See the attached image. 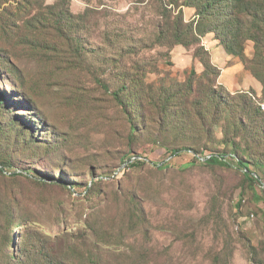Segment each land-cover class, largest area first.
Instances as JSON below:
<instances>
[{
  "label": "rangeland",
  "instance_id": "374dc122",
  "mask_svg": "<svg viewBox=\"0 0 264 264\" xmlns=\"http://www.w3.org/2000/svg\"><path fill=\"white\" fill-rule=\"evenodd\" d=\"M36 1L47 18L61 6ZM17 7L0 0L25 78L0 69V264H49L74 241L100 264H264V24L258 51L239 12L218 31L186 0H69L61 30L26 43Z\"/></svg>",
  "mask_w": 264,
  "mask_h": 264
},
{
  "label": "trees",
  "instance_id": "16d2710c",
  "mask_svg": "<svg viewBox=\"0 0 264 264\" xmlns=\"http://www.w3.org/2000/svg\"><path fill=\"white\" fill-rule=\"evenodd\" d=\"M16 3L18 4V7L16 8V13L15 16L18 15V13L21 11L22 8L26 9L29 14L25 16L26 19H23V26L25 27L23 34L20 36L22 39L26 40V43H30L32 41H35L33 39L34 36L33 32L41 31L42 29L46 28H51L55 29L57 28L59 31L61 30V25L62 22L66 19V11L68 7L69 0H60L59 4L61 6L59 7V10H54L56 6H47L45 9L48 10L47 13L49 15V18L45 17V13H41L39 11H36L35 13H32L34 10V5H39V8H42V4H39L38 1H31V0H15ZM187 5L190 7H193L197 10V14L200 17V21L205 22L206 20H211L212 16H215L220 23H218V27L216 30L219 31L221 28L222 24L225 28H228L225 21H223L226 18H232L234 21H240L239 17L236 16V12H239L240 14H244V17L250 20V30L248 32V39H252L256 42V49L260 51L259 47V42L260 39L258 37H254V34H251L252 32V27L258 28L257 30H261V25L264 24V0H186ZM33 8V9H32ZM58 9V8H57ZM31 14V16H30ZM13 16V14L11 13ZM30 16V17H29ZM224 16V17H223ZM19 16L15 18H10L7 20L12 19L14 24L16 22V19H18ZM28 17V18H27ZM11 24V23H10ZM3 24V22L0 20V29L2 30H7L10 25ZM227 31V29H226ZM5 34H9L8 32H5ZM161 35L158 37V40L161 42ZM45 44L48 45H55V43H51L50 41L45 42ZM5 51L4 49L0 46V69L1 68H8V71L12 72L15 74L16 79L20 82V85L23 86L25 84V78L24 74L22 71H19L15 67V63L12 62V59L8 58L5 56ZM94 80L102 86L104 89H107L108 86L106 82L102 79H100L99 76L94 77ZM19 82L15 84L14 87H17ZM125 87L120 88L119 90L115 91L114 93V98L116 101L124 108V110L128 113L127 109V104L125 101H123L121 94L125 90ZM260 112L264 114V111L261 110L260 106L258 107ZM131 127L133 130H135L136 124L133 121V115L128 113ZM179 152V150H174L173 154ZM205 160H207L208 163L212 164H222V165H227L229 164L228 161H224L221 159V157L216 156V155H211V157H207ZM239 162H242L241 160ZM134 163L141 164L142 162L140 161H135ZM144 164V162L142 163ZM245 169H246V178L252 182L256 183L259 181L258 177H255V175L250 171L249 167L247 164H244ZM3 171L2 168H0V172ZM7 227L6 229V243L7 245H11V233H13V229L16 228V225L14 223H8L5 225ZM50 237H47V239ZM55 241V239H53ZM67 249L66 253L58 254L56 257L53 258V260L49 264H83L84 259L88 257L93 264H100L99 259L95 257L94 252L98 250V247H92V248H87L84 247L83 244L79 241H74L70 242ZM9 251V248H8ZM74 251V252H71ZM75 252H80L82 254L75 255ZM9 254L7 253V256ZM19 264V263H17ZM26 264V263H22Z\"/></svg>",
  "mask_w": 264,
  "mask_h": 264
},
{
  "label": "bare ground",
  "instance_id": "6f19581e",
  "mask_svg": "<svg viewBox=\"0 0 264 264\" xmlns=\"http://www.w3.org/2000/svg\"><path fill=\"white\" fill-rule=\"evenodd\" d=\"M261 109L264 111V102L260 103Z\"/></svg>",
  "mask_w": 264,
  "mask_h": 264
},
{
  "label": "built area",
  "instance_id": "2783aa9c",
  "mask_svg": "<svg viewBox=\"0 0 264 264\" xmlns=\"http://www.w3.org/2000/svg\"><path fill=\"white\" fill-rule=\"evenodd\" d=\"M211 157V156H210ZM209 158V157H208Z\"/></svg>",
  "mask_w": 264,
  "mask_h": 264
}]
</instances>
